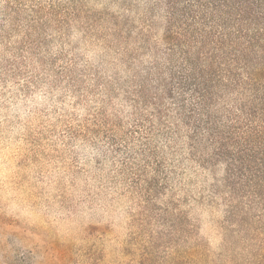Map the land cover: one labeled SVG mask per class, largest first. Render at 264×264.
Segmentation results:
<instances>
[{
    "label": "rangeland",
    "instance_id": "1",
    "mask_svg": "<svg viewBox=\"0 0 264 264\" xmlns=\"http://www.w3.org/2000/svg\"><path fill=\"white\" fill-rule=\"evenodd\" d=\"M169 13L0 0V264H264V198L185 122Z\"/></svg>",
    "mask_w": 264,
    "mask_h": 264
},
{
    "label": "trees",
    "instance_id": "2",
    "mask_svg": "<svg viewBox=\"0 0 264 264\" xmlns=\"http://www.w3.org/2000/svg\"><path fill=\"white\" fill-rule=\"evenodd\" d=\"M166 5L178 28L168 40L183 56L179 84L197 99L183 115L194 122L193 138L207 134L204 139L228 159L233 176L264 198V0Z\"/></svg>",
    "mask_w": 264,
    "mask_h": 264
}]
</instances>
